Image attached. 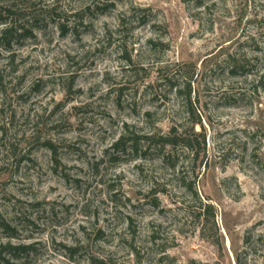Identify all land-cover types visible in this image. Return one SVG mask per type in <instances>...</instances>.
<instances>
[{"label": "rangeland", "instance_id": "rangeland-1", "mask_svg": "<svg viewBox=\"0 0 264 264\" xmlns=\"http://www.w3.org/2000/svg\"><path fill=\"white\" fill-rule=\"evenodd\" d=\"M0 18L19 29L0 249L31 246L0 264H264V0H0ZM174 129L197 161L181 141L163 159ZM121 135L155 138L142 157Z\"/></svg>", "mask_w": 264, "mask_h": 264}, {"label": "trees", "instance_id": "trees-1", "mask_svg": "<svg viewBox=\"0 0 264 264\" xmlns=\"http://www.w3.org/2000/svg\"><path fill=\"white\" fill-rule=\"evenodd\" d=\"M5 24V26L2 29L1 35H0V44L8 47L10 46L11 42L10 40L17 34V32L19 31L18 27L13 24V23H9L5 20H2L0 18V25ZM8 40V44L6 46L5 40ZM170 81L169 78L165 79L164 81ZM181 92V90H180ZM188 102L189 104H192V96H191V86L189 84V90H188ZM174 132L177 133L175 134V136L172 138V134L170 135H166V136H162L163 142H162V155H163V159L165 161H168L170 156L169 153H165L164 149L166 147L167 144L176 146L179 144V141L184 143V146L186 148H188L189 150H191V153L193 154V160L194 162L198 160L200 152L198 150L195 149L194 145L192 144L191 140L184 136V134H178L177 130L174 129ZM155 136L154 135H144V136H128V135H121L120 138L114 143L113 148L121 151V152H126L128 148H130V151L135 152V153H141L139 154L140 156H144L149 148L146 147L144 148L142 146V139H146V140H152L154 139ZM161 139V138H160ZM203 140L204 142H206V137L203 136ZM195 149V150H194ZM176 164L173 163V167H175ZM213 209L212 205H206V209ZM31 249V246L28 245H21V246H13L11 244H7L2 246V248L0 249V262H3L6 258L3 257V252L9 251V253H16L17 251H22V252H28Z\"/></svg>", "mask_w": 264, "mask_h": 264}]
</instances>
